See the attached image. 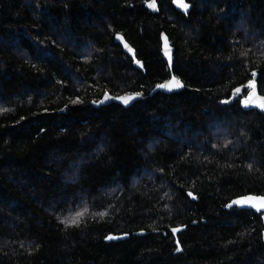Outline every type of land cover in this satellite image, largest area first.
Here are the masks:
<instances>
[{"label": "trees", "instance_id": "trees-1", "mask_svg": "<svg viewBox=\"0 0 264 264\" xmlns=\"http://www.w3.org/2000/svg\"><path fill=\"white\" fill-rule=\"evenodd\" d=\"M147 1L0 0V264H264V0Z\"/></svg>", "mask_w": 264, "mask_h": 264}, {"label": "water", "instance_id": "water-1", "mask_svg": "<svg viewBox=\"0 0 264 264\" xmlns=\"http://www.w3.org/2000/svg\"><path fill=\"white\" fill-rule=\"evenodd\" d=\"M172 1V5L173 7L181 13H187L188 11H190L192 5L187 1V0H183V3L187 4V8L184 9L180 6L179 0H171ZM155 4V8L150 7L149 5L151 4ZM145 7L147 9H150L153 11V13H158L159 12V8H158V2L157 0H150L147 1L145 4ZM119 37V39H118ZM161 40V55L163 56V58L165 59V61L167 62L168 66L170 69H172L173 66V48L170 44L169 38L166 34H162L160 37ZM165 40L167 41V48L170 54V59L168 56L165 55V47H164V43ZM114 42L116 44H119L122 48V50L124 51V53H126L132 60V65L138 69L139 71L144 72V65L143 62L141 60H138V58L136 57V51L135 49L131 46V44L125 39V37L123 36L122 33H116L114 36ZM127 45V48L124 45ZM131 49L132 51L129 52L128 49ZM253 73L255 75H253ZM252 78L247 82L246 84V88L248 89V92L245 96H243L240 99V103L243 109L245 110H257L259 112H264V108L258 106L261 102H264V95L260 94L259 90H258V86H257V82H256V78H257V73L256 71H253L252 73ZM175 77L176 79H178L181 84L183 85V87L180 88H174L173 90L169 91L163 87H161L162 85H165L167 83H169V81H171V79ZM185 87L183 81L176 75H174L173 73H171L170 77L163 81L160 84H157L152 91L149 93V96H152L153 94L157 93V92H161L164 94H173L175 92H180L183 90V88ZM125 96H134L135 99L131 100L128 104H124L121 101L122 97ZM144 96L143 92L140 93H124V94H112L110 92H105L103 93V95L100 97V99H98L97 101L91 102V105L94 106H107L110 104H119L122 105L123 107H127L129 105H131L135 100H137L138 98H141ZM249 197L254 198L255 200H259L261 198H264V196L262 195H255V194H246V195H242L239 196L237 198H235L231 204L229 205V207H238L239 209H245V210H251L254 213L257 214H261L262 215V220H263V224H264V209H260L257 210L256 208L251 207L248 204H236L234 203V201H244L247 200ZM186 229L185 226H177L171 229V232L173 234V237L175 239V244L177 247H180V243H179V239H178V233H180L181 231H184ZM145 232H141V235H145ZM128 235L127 234H122V235H117L115 236L114 239H125L127 238ZM263 239H264V230H263Z\"/></svg>", "mask_w": 264, "mask_h": 264}, {"label": "snow or ice", "instance_id": "snow-or-ice-1", "mask_svg": "<svg viewBox=\"0 0 264 264\" xmlns=\"http://www.w3.org/2000/svg\"><path fill=\"white\" fill-rule=\"evenodd\" d=\"M179 3H180V6L184 9L187 8V4L183 3V0H179ZM150 7L152 8H155V4H151L149 5ZM119 39V37H118ZM126 48H127V45L125 44L124 45ZM164 47H165V55L169 57L170 59V54H169V51H168V48H167V41L165 40V43H164ZM129 52H131L132 50L129 48L128 49ZM253 75H255L253 73ZM161 87L171 91L173 90L174 88H180V87H183V85L181 84V82L176 79L175 77H173L171 79V81H169V83L165 84V85H162ZM135 99L134 96H125V97H122L121 98V101L124 103V104H128L131 100ZM258 106L264 108V102H261ZM190 196H192L191 193H189ZM193 199H195V197L193 196L192 197ZM234 203L236 204H248L250 205L251 207L253 208H256L257 210H260V209H264V198H261L259 200H255L254 198L252 197H249L247 200H244V201H234ZM65 224H70V225H75L77 223H79V218L76 217V218H72L70 220H66L64 221ZM115 237H108V239H114ZM180 249L177 248V251H179Z\"/></svg>", "mask_w": 264, "mask_h": 264}]
</instances>
